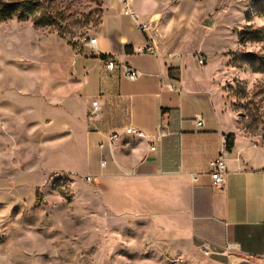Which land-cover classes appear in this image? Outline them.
<instances>
[{"label":"crops","instance_id":"0c3cea01","mask_svg":"<svg viewBox=\"0 0 264 264\" xmlns=\"http://www.w3.org/2000/svg\"><path fill=\"white\" fill-rule=\"evenodd\" d=\"M250 6L239 27L232 25V33L214 41L212 31L220 32L217 14L198 16L189 0H132L131 10L150 25L147 33L124 13V0H103L97 52L56 57L52 72L44 69L43 56L33 65L42 108L47 104L53 115L36 114L28 133L35 135V156L45 163L43 180L65 172L77 176L69 187L85 190L89 249L97 247L101 230L108 235L102 246L112 253L134 248V238L145 233L156 242L164 224V237L178 231L195 249L213 251L211 264H264V144L239 132L225 90L235 78L230 59L241 47L236 30L250 20L252 1ZM148 39L157 54H137ZM105 56L131 65L140 76L130 80L120 70H107ZM16 69L19 76L26 72ZM96 99L102 110L90 122ZM129 126L146 137L126 134ZM114 133L121 136L110 145ZM230 135L235 140L228 150ZM219 154L227 175L217 188L209 163ZM86 176L95 183L84 182ZM36 185L23 202L27 212L12 214V221L74 220L52 185Z\"/></svg>","mask_w":264,"mask_h":264},{"label":"rangeland","instance_id":"374dc122","mask_svg":"<svg viewBox=\"0 0 264 264\" xmlns=\"http://www.w3.org/2000/svg\"><path fill=\"white\" fill-rule=\"evenodd\" d=\"M2 1L30 7L27 19L15 16L4 21L0 17V264H211L209 256L195 249L189 238L178 231H174L173 238L164 237V224L158 227L156 242L145 233L134 238V248L112 253L113 249L108 251L102 246L108 235L101 230L97 247L88 248L92 234L90 223L85 221V190L78 192L69 187L68 183L77 176L65 172L43 180L45 163L35 156L37 142L28 131L36 114L53 115L47 104L42 108L38 69L33 65H38L39 56H43L44 69L52 72L56 57L91 53L89 39L96 36L100 25L103 0ZM189 1L198 16L208 11L217 14L220 32L212 31L210 38L214 41L221 33L231 32L232 25L242 24L243 14L252 11V1L250 20L236 30L241 47L230 59L235 78L225 90L227 104L237 116L239 132L264 144V0ZM39 19L49 25L35 26ZM16 68L26 72L19 76ZM61 159L64 162L68 158ZM43 181L52 185L68 205L66 211L74 215V220L12 221V214L27 212L22 210L28 206L23 205L24 200L33 197L36 184ZM84 182L95 183L87 179ZM39 194L37 191L38 198ZM12 198H17L18 203L13 204Z\"/></svg>","mask_w":264,"mask_h":264},{"label":"built area","instance_id":"2783aa9c","mask_svg":"<svg viewBox=\"0 0 264 264\" xmlns=\"http://www.w3.org/2000/svg\"><path fill=\"white\" fill-rule=\"evenodd\" d=\"M124 8H125L124 13L126 15H129L137 23V26L142 32L147 33V31L150 28V25L148 23L141 22L139 19V16L131 10L132 0H124ZM89 45L93 53L98 51L96 37H92L89 39ZM136 53L156 55L157 50H156L154 43L150 39H148L144 45L136 48ZM169 56H172V54H170ZM104 61H105V67L107 70L109 71L120 70L121 74L130 80H136L140 76V72L137 69H135L134 67L126 63H118L114 56H105ZM198 62L200 65H204L205 59L203 57H199ZM101 110H102L101 101L99 99L94 100L92 103V107L88 113V120L90 122L95 121L97 117L100 115ZM199 124H201V122H199ZM124 132L126 134L133 135L138 138L146 137V134L144 131L138 128H135L133 126L127 127ZM120 136H121V133H114L113 135H111L109 139L110 140L109 144L112 145L114 142H116L120 138ZM105 147L106 145L102 143L101 148L104 149ZM151 149L155 150L156 146L155 145L151 146ZM107 164H108L107 159L101 160V163H100L101 167L104 168L107 166ZM209 166H210V174L213 180V186L217 188L222 187L226 181V175H227V166H226V160H225L224 154H219L216 157H214L210 161ZM85 179H87V181L93 180L91 176H86ZM203 252L206 256H211L214 253L208 248H205Z\"/></svg>","mask_w":264,"mask_h":264},{"label":"trees","instance_id":"16d2710c","mask_svg":"<svg viewBox=\"0 0 264 264\" xmlns=\"http://www.w3.org/2000/svg\"><path fill=\"white\" fill-rule=\"evenodd\" d=\"M3 6V7H2ZM2 7V8H1ZM17 4L16 3H10V4H7V3H4L2 0H0V17L6 21V20H9V19H12L13 17L17 16L19 19H27V14H28V10L27 8H29L30 6H25V5H20L18 8L20 9H17ZM40 23H42L43 25L47 24L49 25V23H46L44 21V19H39V20H36L34 22L35 26L36 25H40ZM105 58V57H104ZM234 140H235V137L234 135H230L229 138H228V142H227V148L228 150H231L234 146Z\"/></svg>","mask_w":264,"mask_h":264},{"label":"water","instance_id":"95a60500","mask_svg":"<svg viewBox=\"0 0 264 264\" xmlns=\"http://www.w3.org/2000/svg\"><path fill=\"white\" fill-rule=\"evenodd\" d=\"M209 21H207V23H208Z\"/></svg>","mask_w":264,"mask_h":264}]
</instances>
